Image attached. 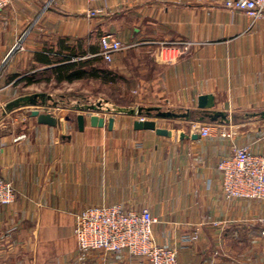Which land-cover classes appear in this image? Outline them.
I'll return each mask as SVG.
<instances>
[{"label": "crops", "instance_id": "0c3cea01", "mask_svg": "<svg viewBox=\"0 0 264 264\" xmlns=\"http://www.w3.org/2000/svg\"><path fill=\"white\" fill-rule=\"evenodd\" d=\"M225 1L10 0L0 9V178L15 191L0 204V264H150L126 250L79 247L78 213L115 204L148 208L154 242L175 248L177 264H264V199H227L217 168L234 144L264 154V16ZM91 8L102 12L88 16ZM104 34L130 46L106 62L98 55ZM161 43L188 48L165 62ZM69 56L94 73L61 82L98 81L102 126L54 102ZM200 95L213 104L198 108ZM35 107L57 124L39 123ZM138 108L152 116L138 117ZM136 119L170 135L134 129ZM208 122L230 135L203 137L192 127Z\"/></svg>", "mask_w": 264, "mask_h": 264}, {"label": "built area", "instance_id": "2783aa9c", "mask_svg": "<svg viewBox=\"0 0 264 264\" xmlns=\"http://www.w3.org/2000/svg\"><path fill=\"white\" fill-rule=\"evenodd\" d=\"M87 1L93 3L99 0ZM9 2L10 0H0V9ZM224 5L229 9L242 11L253 19L264 16V0H226ZM101 12L100 8H91L87 14L93 17ZM129 46L113 39L110 34H104L100 38L98 55L110 62L116 51ZM187 48L186 44L161 43L157 56L162 61L170 62ZM192 127L203 137L217 129L223 136L230 135L223 124L194 123ZM217 168L221 174L222 192L227 199H264V154L252 152L248 145L234 144L230 155L220 159ZM14 199L15 191L11 183L0 178V204H9ZM156 221L148 208L128 209L118 204L93 206L78 213L74 234L82 250H126L132 256L147 259L150 264H177L175 248L154 242L153 225ZM260 224L264 235V217ZM195 237L193 235L191 238Z\"/></svg>", "mask_w": 264, "mask_h": 264}, {"label": "water", "instance_id": "95a60500", "mask_svg": "<svg viewBox=\"0 0 264 264\" xmlns=\"http://www.w3.org/2000/svg\"><path fill=\"white\" fill-rule=\"evenodd\" d=\"M197 100H198L197 106H198V108H201V109H206L207 107H209L213 104V97L210 95H200ZM30 101L32 103H34L36 100H30ZM34 105H35V103H34ZM39 105H41V104H39ZM81 109H82V107H81ZM84 109H86L85 111H89L90 109L91 110L101 109V107H100V103H98V107L97 106H85L83 108V110ZM142 110H143L142 108H138L137 114L141 115L142 113H145L148 116H152L151 109L144 108L145 112H143ZM129 112L134 113L133 110H130ZM30 115L36 117L37 121L39 123H44V124H48V125H56L57 124V119L54 115H52L49 112H41L37 107H35L34 109H31ZM177 116H182V115L171 112V111H157L156 113H154V117H156V118H158V117H177ZM85 121H86V116L83 113H79L76 115V122H77V127L79 130H83ZM104 121H105V119L103 116H100L97 114H90L89 115V122H90L91 126H102L104 124ZM113 122H114V117H110L107 120V127L111 129ZM133 127H134V129L154 130L157 134H160V135H170L169 130H167L165 128L157 127L156 122L153 119H136L133 122Z\"/></svg>", "mask_w": 264, "mask_h": 264}, {"label": "rangeland", "instance_id": "374dc122", "mask_svg": "<svg viewBox=\"0 0 264 264\" xmlns=\"http://www.w3.org/2000/svg\"><path fill=\"white\" fill-rule=\"evenodd\" d=\"M72 58L76 59L81 58L80 56H73ZM82 60V59H80ZM58 97L54 98V102L58 104L60 107H68L71 108L73 106H77L76 108H81L82 109L85 106H97L98 103L107 104L106 98L102 96V93L99 91V83L95 79H82V80H77L72 83H67V82H60L58 84ZM128 100V98H126ZM128 102H133L128 101ZM104 108L105 107H101ZM107 108V107H106ZM86 109H84L85 111ZM87 115L89 114H100L104 113L103 110L100 109H93L89 111H85ZM110 113V112H109ZM138 116V115H134ZM142 115H139L140 117Z\"/></svg>", "mask_w": 264, "mask_h": 264}, {"label": "trees", "instance_id": "16d2710c", "mask_svg": "<svg viewBox=\"0 0 264 264\" xmlns=\"http://www.w3.org/2000/svg\"><path fill=\"white\" fill-rule=\"evenodd\" d=\"M63 61L64 64L59 66L58 69V80L61 82L63 80L71 82L75 79H79L84 77L85 75L90 74L91 72H88L84 69V65L86 64V61H72L71 57H64ZM94 71V70H93ZM92 72L91 74H93ZM94 106V105H92ZM100 107H102L100 105Z\"/></svg>", "mask_w": 264, "mask_h": 264}]
</instances>
